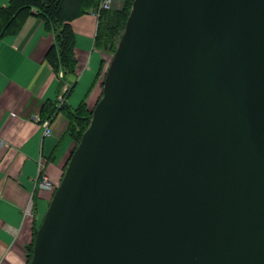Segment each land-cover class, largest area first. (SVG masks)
<instances>
[{"label":"water","instance_id":"water-1","mask_svg":"<svg viewBox=\"0 0 264 264\" xmlns=\"http://www.w3.org/2000/svg\"><path fill=\"white\" fill-rule=\"evenodd\" d=\"M30 264H264V0H133Z\"/></svg>","mask_w":264,"mask_h":264},{"label":"crops","instance_id":"crops-1","mask_svg":"<svg viewBox=\"0 0 264 264\" xmlns=\"http://www.w3.org/2000/svg\"><path fill=\"white\" fill-rule=\"evenodd\" d=\"M9 0H0V9ZM96 13L72 21L75 36L74 75L55 73L48 52L55 35L42 20L29 16L16 34L0 37V264H26V247L34 225L42 224L76 145L68 133V119L59 111V97L69 86L63 106L72 110L81 102L95 107L102 96L107 63L94 47ZM104 62V63H103ZM56 107L51 133L32 121H48L46 110ZM44 165L48 188L39 186L38 161ZM31 208V215L24 211Z\"/></svg>","mask_w":264,"mask_h":264},{"label":"trees","instance_id":"trees-1","mask_svg":"<svg viewBox=\"0 0 264 264\" xmlns=\"http://www.w3.org/2000/svg\"><path fill=\"white\" fill-rule=\"evenodd\" d=\"M101 0H9L6 8L0 9V37L7 34H16L26 19L35 15L42 20L46 30L55 35V44L48 52V61L55 73L61 71L64 75H73L76 72L77 61L74 55L75 36L71 23L90 11H97V30L94 38V47L101 53H114L121 37L126 20L130 14L133 0H124L126 9L121 11H98ZM96 13V12H95ZM56 107L46 110V117H54ZM64 112L68 119V133L75 145L87 129L91 111L81 102L77 108L69 110L65 106L58 109ZM34 225L33 239L26 249V264H30L33 252L34 238L39 228Z\"/></svg>","mask_w":264,"mask_h":264},{"label":"built area","instance_id":"built-area-1","mask_svg":"<svg viewBox=\"0 0 264 264\" xmlns=\"http://www.w3.org/2000/svg\"><path fill=\"white\" fill-rule=\"evenodd\" d=\"M102 2H101V4L99 5V9H98V11H103L106 7H108V5L110 4V2H111V0H101ZM96 17L98 18V12H96ZM65 91H66V87L64 86V89H63V94H65ZM63 94L59 97V99H58V102H59V106H61L62 105V102H63V99H64V96H63ZM60 108V107H59ZM32 121H34V122H36L37 124H39V125H41L42 127H44V135H49L50 133H51V130H50V122H49V120L48 121H43V122H41L40 121V119L39 118H37V117H34L33 119H32ZM4 143H3V141H2V139L0 138V145H3ZM38 177H39V186L40 187H44V188H48V186L50 185L49 184V181H48V179H47V177L45 176V174H44V165H43V163H42V161L40 160V161H38ZM25 213H24V215L26 216V215H31V208H30V206L28 207V209H26L25 211H24Z\"/></svg>","mask_w":264,"mask_h":264},{"label":"rangeland","instance_id":"rangeland-1","mask_svg":"<svg viewBox=\"0 0 264 264\" xmlns=\"http://www.w3.org/2000/svg\"><path fill=\"white\" fill-rule=\"evenodd\" d=\"M101 2L102 1H100L99 3H98V6H97V9H99V5L101 4ZM123 9H125V10H127L126 9V6L124 5V0H111V2H110V4L108 5V7H106L103 11H121V10H123ZM102 11V12H103ZM95 12H97V11H95ZM119 40H120V38H119ZM119 42V41H118ZM117 47V46H116ZM103 54V53H102ZM113 54L114 53H105V55L103 56V59H104V62H106L107 63V65H109V63H110V60H111V58H112V56H113ZM103 62V63H104ZM107 68H108V66L107 67H105L104 69H105V71H104V74H103V80H104V76H105V73H106V71H107ZM74 75V74H73ZM66 87V86H65ZM68 91H69V86L68 87H66V91H65V94H63V96H64V99H63V102H62V105L61 106H63V103H64V101H65V96L67 95V93H68ZM77 108V107H76ZM90 110V109H89ZM92 110V109H91ZM77 146V145H76Z\"/></svg>","mask_w":264,"mask_h":264}]
</instances>
